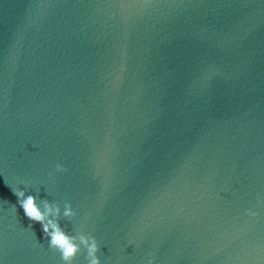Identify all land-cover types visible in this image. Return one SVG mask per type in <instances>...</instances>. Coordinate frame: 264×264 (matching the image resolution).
Returning a JSON list of instances; mask_svg holds the SVG:
<instances>
[{
	"label": "water",
	"instance_id": "1",
	"mask_svg": "<svg viewBox=\"0 0 264 264\" xmlns=\"http://www.w3.org/2000/svg\"><path fill=\"white\" fill-rule=\"evenodd\" d=\"M12 189L101 264H264V0H0V264H64Z\"/></svg>",
	"mask_w": 264,
	"mask_h": 264
},
{
	"label": "clouds",
	"instance_id": "2",
	"mask_svg": "<svg viewBox=\"0 0 264 264\" xmlns=\"http://www.w3.org/2000/svg\"><path fill=\"white\" fill-rule=\"evenodd\" d=\"M55 170L57 172L67 171V169L59 163L56 165ZM12 191L18 198L17 202L23 209L28 220L33 223H39L49 246L61 253V258L64 261V264H72L77 254L81 252V246L87 250L86 260L88 261V264H101L100 259L97 256V252L100 249L96 238L83 233L78 236L68 234L59 223L60 207L58 204L53 205L47 201H43L44 210L42 211L37 204L35 196H26L23 190L12 189ZM13 207L15 209V206ZM249 214L255 215L253 212H250ZM63 215L66 218H72L76 215L70 203H65ZM50 217H55V219ZM28 229H30L33 235H35V232L32 230V223L29 224ZM149 264H151V261Z\"/></svg>",
	"mask_w": 264,
	"mask_h": 264
}]
</instances>
